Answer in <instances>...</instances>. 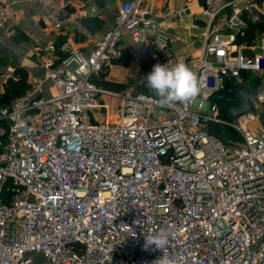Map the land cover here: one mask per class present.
Returning <instances> with one entry per match:
<instances>
[{"label": "built area", "instance_id": "2783aa9c", "mask_svg": "<svg viewBox=\"0 0 264 264\" xmlns=\"http://www.w3.org/2000/svg\"><path fill=\"white\" fill-rule=\"evenodd\" d=\"M144 1H123L89 54L66 40L44 45V77L8 102L0 90V264H32L35 254L49 264H154L165 253L146 250L145 238L161 230L174 264H264V35L236 42L249 19L264 20V0H203V44L187 57L169 46L174 13ZM42 2L56 31L80 17L62 0ZM12 18L0 2V27ZM124 33L152 69L187 64L199 95L161 105L136 83L104 86ZM245 80L249 109L230 117L216 98L234 99ZM104 95L120 99L114 119ZM211 124L240 141L224 142Z\"/></svg>", "mask_w": 264, "mask_h": 264}, {"label": "crops", "instance_id": "0c3cea01", "mask_svg": "<svg viewBox=\"0 0 264 264\" xmlns=\"http://www.w3.org/2000/svg\"><path fill=\"white\" fill-rule=\"evenodd\" d=\"M123 1L125 0H62L67 11H76L80 17L56 31L48 18V8L42 0H0L8 3L13 12V18L5 20L0 27V90L3 91L6 80L13 76L17 67L27 71L30 83L44 77L45 71L39 62L50 56L42 50L44 45L66 40L89 54L93 44L112 29L114 17ZM144 4L151 10L166 7L174 13L166 27L169 46L175 54L187 57L199 52L204 33V19L201 18L204 15L203 0H145ZM249 21L264 22L253 19ZM95 22H99V25L96 26ZM263 35L264 30L256 29L253 40L257 41ZM181 36L185 41L180 39ZM121 45L122 56L105 67L104 81L125 84L130 77L145 81L152 71L149 62L131 43L127 33L123 34ZM114 70L116 71L113 72ZM137 86L139 87L138 84ZM32 264L49 263L42 255L35 254Z\"/></svg>", "mask_w": 264, "mask_h": 264}, {"label": "clouds", "instance_id": "9594fccd", "mask_svg": "<svg viewBox=\"0 0 264 264\" xmlns=\"http://www.w3.org/2000/svg\"><path fill=\"white\" fill-rule=\"evenodd\" d=\"M171 65V66H170ZM147 87L154 91L160 98L161 105L181 103L187 105L201 90V82L197 75L184 62L171 61L166 64H156L146 77ZM145 249L155 245L156 248L164 251L163 257L154 264H174L167 255L169 245V234L161 230L145 238Z\"/></svg>", "mask_w": 264, "mask_h": 264}, {"label": "trees", "instance_id": "16d2710c", "mask_svg": "<svg viewBox=\"0 0 264 264\" xmlns=\"http://www.w3.org/2000/svg\"><path fill=\"white\" fill-rule=\"evenodd\" d=\"M84 24L87 27H90L88 22L84 21ZM95 25L98 26L99 22H95ZM256 29L264 30V22L248 21L247 28L244 30V32L237 34L236 42H245L247 44H251ZM63 41L56 43V47H58ZM56 56L57 58L62 57L63 53L59 51L56 53ZM103 85L115 91H119L125 87L124 83H115L110 81H104ZM29 88L30 82L27 71L24 68L17 67L14 69L13 76L8 78L4 84L3 91L1 92V101L8 102L11 99L19 97ZM209 127L210 131L220 137L224 142L227 140H232L234 142L240 141L239 135L229 127L217 126L214 124H211Z\"/></svg>", "mask_w": 264, "mask_h": 264}, {"label": "water", "instance_id": "95a60500", "mask_svg": "<svg viewBox=\"0 0 264 264\" xmlns=\"http://www.w3.org/2000/svg\"><path fill=\"white\" fill-rule=\"evenodd\" d=\"M249 88L250 81L245 80L236 88L234 99H227L219 96L216 100L230 117H235L249 109Z\"/></svg>", "mask_w": 264, "mask_h": 264}, {"label": "rangeland", "instance_id": "374dc122", "mask_svg": "<svg viewBox=\"0 0 264 264\" xmlns=\"http://www.w3.org/2000/svg\"><path fill=\"white\" fill-rule=\"evenodd\" d=\"M146 6V5H145ZM202 19L206 20L207 17L205 15H202L201 17ZM259 43V41L257 42V44ZM253 53L255 54H258L260 53V49L257 48L253 51ZM87 55V54H86ZM113 69H118V68H113ZM116 70H114L113 72H115ZM136 76V75H135ZM250 79H251V89H255L254 86L255 85V79H254V76L252 74H250ZM126 80V79H124ZM128 81L131 83H137L139 85L138 90H147L148 92H150V94L152 95H156L154 91L150 90L148 87H147V84H146V80L145 81H142L140 80L139 78H128ZM142 81V82H141ZM103 102L104 104H106L108 106V114L111 115L110 117H107L108 120L110 119H114L115 118V115L117 114L118 110H119V105H120V99L117 98V97H112V96H108V95H104L103 96ZM96 114V115H95ZM94 117L99 120V121H102L103 120V116L100 114V113H95Z\"/></svg>", "mask_w": 264, "mask_h": 264}]
</instances>
